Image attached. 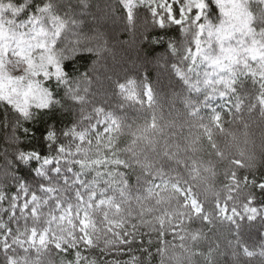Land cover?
<instances>
[{
  "label": "snow or ice",
  "instance_id": "6c2138e0",
  "mask_svg": "<svg viewBox=\"0 0 264 264\" xmlns=\"http://www.w3.org/2000/svg\"><path fill=\"white\" fill-rule=\"evenodd\" d=\"M89 6L0 0V264H264V0H117L165 45L167 111L146 73L97 74Z\"/></svg>",
  "mask_w": 264,
  "mask_h": 264
},
{
  "label": "rangeland",
  "instance_id": "374dc122",
  "mask_svg": "<svg viewBox=\"0 0 264 264\" xmlns=\"http://www.w3.org/2000/svg\"><path fill=\"white\" fill-rule=\"evenodd\" d=\"M108 4L107 1L100 4L92 16H89L90 12L88 9L81 13L82 17L85 16L89 18L91 24L93 23L92 26L99 28V30L104 33L105 38L109 41V52H111L112 55L110 54L108 57L111 61H107L106 66L105 59L101 64H98L96 66L97 74L103 79L106 74H112L113 70H115L120 76H123L127 70L141 72L145 66L159 68V66H161V60H150L143 51V45L146 41L142 39V30L133 34V38L128 41L121 40L124 34H127L128 31L125 30L121 18L115 17V20H113L111 17L106 16V13L108 12ZM164 71V68L159 69L158 81L161 84L166 83V85H168Z\"/></svg>",
  "mask_w": 264,
  "mask_h": 264
},
{
  "label": "trees",
  "instance_id": "16d2710c",
  "mask_svg": "<svg viewBox=\"0 0 264 264\" xmlns=\"http://www.w3.org/2000/svg\"><path fill=\"white\" fill-rule=\"evenodd\" d=\"M105 1H107L108 3H111L113 5L112 14L115 17L121 18L120 13L116 11L117 0H89V5H90L88 8V10L90 12L89 16L94 15L97 7ZM72 2L76 3V0H72ZM83 18L87 24L92 26L93 23L91 24L89 18H87L85 16H83ZM156 31L157 30H150V32L148 34L150 36L155 35ZM170 35H172L173 37L182 36V34L178 33L175 28L170 30ZM132 38H133V33L128 31L127 34H124V36H123V38H121V40L122 41H128ZM108 47H109V41H108ZM143 51L145 52L146 56L150 60H156V59L158 61L161 60V63H160L161 66H159V68L158 67L157 68H150L148 66H145L141 72H139V71H128L127 70V72H125V75H130L131 77H134L139 82L140 79L143 77V75L146 73L149 81L157 87V89L160 93V103L164 106L165 111H167L168 97H169V93L171 92V88L169 87V85L171 83V77L169 74V70L166 67L165 60L161 59V57L167 56L166 51H165V45H156V44H152V43L146 41V43L143 45ZM110 54H111V52H108L104 58L105 59L104 61L106 62L105 66L107 65V61L110 60V58L108 57ZM75 67L78 70L83 71V70H85L86 67H90V60H81L78 64L75 65ZM162 67L165 70L164 72H165L166 79L168 81V85H166V83L161 84L158 81L159 69H163ZM125 75H123V76H125ZM123 76H121V77H123ZM32 127H33V131L35 132L36 138L32 139L30 144L26 143L23 146L24 147H42V145L40 144L39 138L41 136V133L44 131V126L42 124H36ZM253 131L256 133V135L258 137L259 129L253 127ZM10 132H11L10 128L0 127V165H3V163H4L5 151H7L8 158L9 159L12 158V148L7 143V138H8V135ZM258 145H259V139L257 138V146ZM261 173H264V168H261L257 172V177H259ZM260 227L261 226H260L259 222H257L255 225L252 226L251 234L254 237L258 236ZM246 234H247V230H246ZM122 258L127 259V256L122 257ZM154 264H155V262H154Z\"/></svg>",
  "mask_w": 264,
  "mask_h": 264
}]
</instances>
